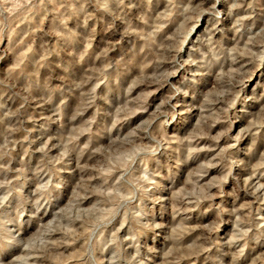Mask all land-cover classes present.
Returning a JSON list of instances; mask_svg holds the SVG:
<instances>
[{
  "label": "rangeland",
  "instance_id": "rangeland-1",
  "mask_svg": "<svg viewBox=\"0 0 264 264\" xmlns=\"http://www.w3.org/2000/svg\"><path fill=\"white\" fill-rule=\"evenodd\" d=\"M0 264H264V0H0Z\"/></svg>",
  "mask_w": 264,
  "mask_h": 264
},
{
  "label": "bare ground",
  "instance_id": "bare-ground-1",
  "mask_svg": "<svg viewBox=\"0 0 264 264\" xmlns=\"http://www.w3.org/2000/svg\"><path fill=\"white\" fill-rule=\"evenodd\" d=\"M222 11V10H221ZM218 12V11H217ZM224 13V12H223ZM188 100V99H187Z\"/></svg>",
  "mask_w": 264,
  "mask_h": 264
}]
</instances>
